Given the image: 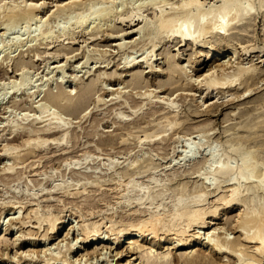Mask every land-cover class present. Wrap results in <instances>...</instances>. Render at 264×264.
Returning <instances> with one entry per match:
<instances>
[{"label": "rangeland", "instance_id": "rangeland-1", "mask_svg": "<svg viewBox=\"0 0 264 264\" xmlns=\"http://www.w3.org/2000/svg\"><path fill=\"white\" fill-rule=\"evenodd\" d=\"M60 1L61 0L0 1V15L2 16L6 14L2 16V18L0 17V76H3V78H0V83L12 84L11 82H15L16 84V82H19L20 80L18 75L21 71H24L25 77L27 76L25 85H23L21 89L17 91L18 93L12 90L5 97L1 96V93L3 94L4 86L0 85V107L5 108L4 111H2L4 114L0 115V137L2 136V139L5 136L8 137L10 134L9 128L14 125L16 126V124L17 126L19 124H21L22 126L28 125V120H31L33 114L38 116V122L40 120V122H42L50 119L51 117L49 116V113L52 114L53 112L55 114L57 112L56 117L62 118L61 123L66 124H61L64 127L55 129L53 128L52 131L55 130V135L50 138H60L59 136H62V133L66 131L64 137L66 139L67 134L70 133L69 131L72 132L68 135L66 140H63V138L61 137L62 141L60 140L59 143L55 142L51 146H48L47 144L45 145L47 146L46 148L45 146H43L45 149L41 148V151L39 152V154L41 153V158L34 159L33 164L26 163L23 166L19 165L18 167H22L21 169L23 170L18 169L16 171H20V173L17 174L15 170H12V172L9 174L10 177H5V180L1 179L3 175L0 177V250L2 251L0 252V255L2 253H8V256L2 255L3 257H0V264H10L15 250L17 252H28L30 250L29 252H31L32 249V251L38 252L47 248L53 249L56 247L57 243H59L60 247H62L60 250V255L66 254V256L64 257L67 259L69 256H67L68 252L66 251V249L70 247V241L74 240V242H72V245L74 246L75 244L79 243V239L82 237H77V240L75 238L79 234L77 229L79 228L81 221H85V223L89 225L93 223V221H100L102 217L104 219H101L103 220V222H108L112 218L116 219L117 214L124 212L126 201L117 200L113 192L114 187H117L120 182L124 183L125 181L126 183L127 181L132 180V187H137L140 184V189L148 188L152 191H156L157 189L162 194L164 193L162 201L164 198L163 202L167 205L172 200V198L175 199V197H184L185 199L186 197H188L187 195H189V197H193L195 194H198L201 191H205L208 194L207 206L212 208L217 206L216 200L220 196V194L213 193L211 189H205L204 186L202 187V181L200 180L201 178H199V175L200 173H205V171L201 169L203 165L201 163H198L201 159H198V161L196 160L199 166L197 163H195V165L197 164L195 166L194 162H190L188 165L187 162L184 163V161L178 160L180 157V152L181 150H183L181 146L185 145L183 140L187 139L188 137L191 138L192 141L203 145L202 148H199V151L202 154L209 153V151H214L216 154L221 155L227 152L231 147H233V151L230 152L229 155V157L231 158V163H235L240 158L251 153L254 160L258 161L259 163L262 162L264 164V17H262V14L259 13L257 15H254V18L247 21L246 32L242 38L237 39L238 41L235 38L233 39V41H235L234 43L237 42L234 46V50H236V56H234V60L240 58L233 63L235 64V62H240V65L243 67H245L246 65H248L246 67H249L250 65V67L254 70L252 78H247V80H245L244 86H237L235 87V89L231 88L232 92L228 90H225L224 92L218 90L213 91V93L209 95V97H214L211 99L212 106H210V108L208 109H205V105L202 107V102H199L201 101V98L197 97L204 96L206 92L202 94L200 93V91H197L195 89L196 83L194 84V86H192L189 78L187 79V77L192 76V78L194 77L193 79H195V77L203 72V69L201 71L198 70V61L200 60L202 63L203 59L205 58L204 55H206L207 53H211L212 50L207 51L198 48L194 49V47H191V49L190 46L187 45H182L180 47V45H176L175 42H168L165 44L166 41L164 40L166 39H163V36H158V38H150L148 35L146 36V34L148 33L145 32L148 31V29H145L143 33H140V35H138L136 31L138 30L140 24L134 27L138 22H135L134 26H132L133 28H131L129 25H127V23H122L120 21L121 17L123 18L127 16L129 13H131L132 10L134 11L137 7L145 5V7H143L141 10V14L144 16V19L149 20L148 22L151 23L153 19V11L152 9H150L148 3H152L156 0L150 2L148 0H88V2L90 1L89 3L87 1L85 3V0H74L77 1L78 4H75L76 6L74 5L72 9H65L66 11L62 10L63 8H60V11L62 13L59 15L60 11L56 9V4H61ZM80 1H83L84 4H82L83 2ZM147 1L148 5L146 4ZM168 1L170 2V0H167V2ZM41 2L44 3V6L41 8L40 14L43 15L44 13V15H46V18L44 19L43 17L44 20L38 24V31H34L36 20L35 17H31V19L33 18L31 21V19L29 18L30 16L27 17V14H22L21 16L23 17L24 15V18L19 17L18 19L14 20L16 21V23L14 21H11L13 19H7V14L11 7H16L17 9V7L19 8V4L22 10L25 8L26 4L29 5L28 3ZM80 3L82 4V6L80 5ZM90 3H92L93 5H91ZM11 4L13 6H10ZM14 4H16V6H14ZM87 4H89L88 6H90V8L87 6ZM85 8L86 10H88L89 8L90 10L86 11ZM96 8H100L101 10H95ZM53 10H55V12ZM98 10L100 11V13ZM82 11L84 14L81 13ZM92 11H97L99 14L97 13L95 16V13H93ZM79 15H81L85 21L87 19L89 20H87V22L83 23L80 26L74 25L73 23V27L71 23L74 22V19L76 21V18H79ZM3 17L7 18L3 19ZM70 17H73L72 21L69 20ZM84 17H86V19ZM28 18L29 20H27ZM9 21L10 23H8ZM17 21L23 22L18 23ZM7 23L8 25L13 23L16 26L14 25L12 26L13 28H11V25L8 26ZM68 23L69 25L71 24V28L69 27ZM6 25L8 26L7 29L11 30H8V33H3L6 30ZM64 26L65 30L62 32L61 27ZM47 32H50V35L48 38H45ZM41 35H43L44 37ZM119 43H123V46L119 47ZM154 43L158 45V47L154 49L155 57L153 58L158 59L156 61H153L152 65L156 66V68H154V71L158 72H149V68H147L144 63L134 64L132 67L125 69L123 65L125 58L130 57L129 60L135 58L136 61L141 60V57L143 59V56H146V54L151 50ZM223 43L227 42L223 41L222 44ZM238 43L241 46L238 45ZM249 46L252 49H257L258 51L256 50L251 54L248 53L245 56V50L251 49ZM199 50L203 53V56L201 57L196 53ZM257 57H259V59ZM188 61L189 63H187ZM170 64L178 69V72L175 75L180 77V80L178 81V83L176 82L175 86L177 85L178 87V85H181V92L180 90L177 91L176 89V91H174V89H172L174 85L170 86L165 84V82L168 80V71L171 67ZM186 64H188L191 68L188 69L187 76H183L181 67L185 66ZM134 78H138L140 80L139 83L135 86L131 84ZM90 86L91 92L87 90V88H89ZM250 86L254 88V90L251 89ZM254 86H256L257 89ZM133 87H137V89ZM247 88L249 89L247 90ZM92 89L94 90L92 91ZM177 89H179V87ZM145 91L151 93L150 101L152 102V104L148 103L149 101L146 100L144 96H142V99L140 100L143 103H140L141 105L138 104V107H140H137L138 109L136 108V110H134V112L136 111L135 113H129L131 111H128L127 113V109L124 110L122 109L123 106L119 105L126 100L127 101L125 102V105H134L135 102L139 100L135 98H138V96L142 95ZM234 91L237 93H235ZM83 92H85V94H83ZM241 92L244 94H241ZM45 93H51L55 95L57 97V100H55L54 102L50 101L47 97H45ZM59 94L62 96V98ZM119 94L120 97L114 100V98L119 96ZM230 94H232L233 96L231 95V97ZM68 95L70 98L67 97ZM175 95L178 97H175ZM125 96H127V98H125ZM81 97H83V100L81 99ZM162 97L169 98L175 106L173 108L171 107V109L170 107H167V109L165 108V106L163 107V105L162 107L161 105H158L160 106V111L153 114L154 108H159L154 104V101ZM67 98H69V100ZM65 99H67L69 103ZM100 99L103 100L100 101ZM131 99L134 100V104L131 102ZM56 102L57 105L61 106H57ZM9 103L10 105H8ZM50 103H52L51 107ZM64 103L66 104L65 106ZM47 104L51 111L46 106ZM39 105H43L41 109ZM44 106H46L48 110ZM69 106H71L70 109ZM43 107L46 108V110L43 109ZM59 107H62L64 109H59ZM73 108H75L76 110ZM117 115L119 117H116L115 119V116ZM27 117L29 118L26 120ZM171 119L174 123H176L175 126L168 125L169 120ZM114 123H116L117 125ZM52 125V127H55V120L53 121ZM62 129L66 130L63 131ZM148 135L160 136L158 139H162L158 140L157 143L161 144L163 139H165V144H161L159 146V150L156 152V146L150 147L149 145H147V143L145 144V142L142 141V139H144V136ZM193 135L197 137L194 139ZM162 136L165 138H163ZM2 139H0V150L3 149V143L1 142ZM166 140L169 141H167L166 143ZM194 147H196L195 149L193 148L195 150V153L199 155L197 146ZM49 151L52 153H50ZM84 153L86 154V157H84L85 159L83 160V157L81 156ZM0 156V169L7 167V165H12V161L8 160V158H6L4 154L1 153ZM222 158H224V156H222ZM68 161L72 162L69 163ZM74 161L76 163H74ZM25 165L28 166L25 167ZM32 165L34 166L32 167ZM190 165H192L190 168L193 167V170L188 169ZM185 167L189 170L188 173L183 172L186 169ZM34 170H37L40 175H35L36 177L32 175V172ZM174 170L177 171L176 173L178 174L175 175ZM37 171H35L36 174ZM31 176L33 177V179H31ZM34 177L37 179L35 180ZM152 178L155 182H150V179ZM58 185H60V187ZM139 187H137V189H139ZM60 188L62 192L59 193ZM63 190L66 191V194ZM46 191L55 192L52 194H58L56 196H59V198L56 199V201L54 198H49L52 201L45 198L43 199V197L48 198L46 195L43 196L42 194ZM74 191H80L83 193L73 198L71 196H65L69 194V192L72 193ZM136 192L138 193V191ZM111 193H113L112 195L114 196H112ZM77 197L81 198L78 199ZM245 197L249 199H246V204L245 206L242 205V209H240L241 206H234V208L232 209L222 211L220 219L212 220L213 218H208V222L209 220H211L213 225L208 224L207 231L212 232L214 231V229L222 228L218 231L224 233L225 231H227L226 233L229 239H237V237H239V233H237L236 231L233 232L232 227H235V223L237 220L236 216H238V214L236 213H238L239 210H243V208L252 205V203L250 202V204L249 201L253 197L255 204H259L263 201L261 199L262 196L258 193L254 194L253 192H250ZM64 198L69 199L64 200ZM111 198H113V201L111 200ZM43 200L45 202L47 200L46 205ZM69 200H73L72 204ZM76 200L77 202H74ZM11 201H22L23 204L22 202L20 203L22 207H26L30 204H35L37 207V211H40L38 213L43 214V216H47L49 214L51 216L55 215L56 217H60L57 223L62 221L63 218L67 217L66 222L62 226L61 230L53 236L54 238H50L48 241L44 242V238L42 237L44 231H42V228L40 230L34 229L35 232L34 230L29 229L31 230L30 232L27 231L28 229L21 230L19 228L16 230V227H18V225L13 229L9 227V218L20 217L21 212L23 211L21 210V212L18 214L17 210L15 211L14 215L10 214L13 213L14 210H9V208L5 206H7L6 204ZM67 201H69L70 203ZM56 202L60 203L55 204ZM77 203L83 206L80 207ZM117 203L119 205H117ZM51 204L54 205L52 206ZM43 206L45 207L43 208ZM84 208H87L88 210ZM90 209L92 210L90 211ZM41 210L43 211V213ZM98 210H100V212L101 210L103 211L99 213ZM104 210L107 213H105ZM92 211L93 213H91ZM95 211H97L98 213ZM83 213L86 216H82ZM71 226L73 227L74 231L70 230V233L66 236L67 231ZM36 231L39 232L37 233ZM216 231L217 230H215V232ZM22 232H25V235ZM202 232L203 231H200V233ZM29 233H35L36 236L30 237ZM22 235H24V237ZM106 236L104 240H106ZM31 238L34 239L31 241ZM111 238H114V236H111ZM61 240L64 242V244H62L63 242ZM104 242H106V246L109 247L113 241L107 240ZM192 246H194V244L190 245L187 248H179L178 250L172 252V254H174L169 256V263L181 264V261H179V263L176 260H172V256L175 255L177 258H181V256H184L183 258H185L193 257L194 255H201L199 254L200 251H198V249L201 251L206 250L207 252V249L204 247ZM249 247L250 245H244L242 246V249L249 252L251 250ZM155 250L158 254L164 253L166 251V247H164L163 245H156ZM47 254H49L48 251L45 257V255L41 254L40 252L38 254L40 258L39 261H41L43 257H50V255ZM106 256H108V254ZM138 257L139 255L134 256V258ZM208 257H213V259H209V264L227 263L225 262V259H223V255L210 256L208 254ZM126 259L127 258L123 259V261H126ZM109 260H112V258H110ZM53 262L54 260H51L49 264H52ZM105 262L106 260L102 259L98 262H95L94 260L91 263L104 264ZM114 263L115 261L110 262V264ZM14 264L20 263L15 262ZM54 264L57 263L54 262ZM182 264L184 263L182 262ZM206 264H208V262ZM262 264H264V261L262 262Z\"/></svg>", "mask_w": 264, "mask_h": 264}, {"label": "bare ground", "instance_id": "bare-ground-1", "mask_svg": "<svg viewBox=\"0 0 264 264\" xmlns=\"http://www.w3.org/2000/svg\"><path fill=\"white\" fill-rule=\"evenodd\" d=\"M77 1H74V0H63L62 1L61 0L60 1L61 4H56V9L59 11H60V8H63L62 10H65V9L68 10V8L72 9L75 4H78ZM86 1L88 2V0H85V3H86ZM148 1L150 2L153 0H148ZM148 1L146 2V4L148 3ZM75 2H77V3H75ZM80 2H83V1H80ZM28 4L29 5L26 4L27 6L25 5V8L23 6L24 9H22V10H21L19 4H18V6L20 9L18 7H17V9H16V7H11L8 11V14H7L8 18L3 17V19L4 18L10 19V20L13 19L11 21H14V20L18 19L19 17L24 18V15H23V17L21 16L22 14H27L26 16L27 17L30 16L29 17L30 19H31V17H35L36 20H35V30L34 31L35 32L38 31V28H39L38 24L46 18L45 17L46 15H44V13H43V15L40 14L41 8L44 6L43 5L44 3L41 2V3H28ZM82 4H84V2ZM82 4L80 3L81 6H82ZM90 4L93 5L92 3H90ZM148 4H149L150 9H152V11H153L152 12L153 19H152L151 23L148 22L149 20L144 19V16L141 14V10L143 7H145V5L139 6L134 11L132 10L131 13H129L128 15L126 14L127 16H125L123 18L121 17L120 21L122 23H127V25H129L131 28H133L132 26H134L135 22H138L134 26V27H136L138 24H140V26L138 27V30L136 31V33L138 35H140V33H143L145 29H148V31L145 32V33H148V34H146V36L148 35L150 38L151 37L152 38H158V36H163V39H166V40H164V41H166L165 44L168 42H171V43L175 42L176 45H180V47L182 45L183 46L187 45V46H190V48L194 47V49L198 48V49H203V50H207V51L212 50L211 53H209V54L207 53L206 55H204L205 58L203 59L202 63L200 60L198 61V65H199L198 70L201 71L203 69V72H201V74H199L197 77H195V79H193L194 77L192 78V76L187 77V79L189 78L192 86H194V84L196 83L195 89L197 91H200V93H202V94L204 92H206V94L204 96H201V97L198 96L197 97V98H201L200 99L201 101H199V102H202L201 103L202 107L205 105V109H208V108H210V106H212L211 99L214 97H212V96L209 97V95H211L213 93V91L218 90V91L224 92L225 90H228V91L232 92L231 88L235 89V87H237V86H242V85L244 86L245 80H247V78H252L254 70L250 67V65H249V67H246L248 65L243 67L240 65V62H238V63L235 62V64L233 63L234 61H237L238 59H240V58H238L237 60H234V56H236V50H234V46L237 42L234 43L235 41H233V39L235 38L237 40V39H240L244 36V34L246 32L247 21L254 18L255 17L254 15H257L260 13V14H262V17H264V0H170V2L169 1L167 2V0H156V1H154L152 3H148ZM88 5L89 4H87V6ZM10 6H13V5L11 4ZM14 6H16V4H14ZM88 7L90 8V6H88ZM89 8H88V10H90ZM97 9H100V8H96L95 10H97ZM55 10H53V11L55 12ZM85 10H86V8H85ZM88 10H86V11H88ZM256 12H258V13H256ZM3 13H4V11H3ZM57 13H56V15H57ZM61 13L62 12L60 11L59 15ZM81 13H83V11ZM93 13H95V16H96V14L98 12L95 11ZM99 13H100V11H99ZM4 15H6V14H4ZM4 15H2V16H4ZM2 16L0 15L1 18H2ZM80 16L81 15H79V18H76V21L74 19V22L71 23L72 26H73V23H74V25L80 26L83 23L87 22V20H89V19H87L85 21L83 19V17L82 16L80 17ZM43 17H44V19H43ZM29 18L27 20H29ZM72 18L70 17L69 20L72 21L73 20ZM84 18L86 19V17H84ZM88 18H89V16H88ZM32 19H31V21H32ZM21 20H23V19H21ZM117 20H119V19H117ZM6 21H8V20H6ZM71 21H69V22H71ZM14 22L16 23V21H14ZM19 22L21 23L23 21H19ZM1 23H3V22H1ZM8 23H10V21ZM8 23H7V25H8ZM12 24H10L11 28H13L12 26L15 25V24H13V25ZM10 25H8V26H10ZM68 25H69V23H68ZM70 25H69V27H70ZM8 26L6 27V30L3 33H6L8 30L9 31L11 30V29H7ZM65 26L61 27L62 32L65 30ZM133 32H134V30H133ZM263 32H264V27H263ZM43 35H41V36H43ZM49 35H50V32H47L46 36L45 35L44 36H45V38H48ZM56 37H58V36H56ZM73 39H74V37H73ZM56 40H57V38H56ZM223 41L227 42V43L222 44ZM151 42H153V41H151ZM129 43H131V42H129ZM14 45H15V43H14ZM238 45H240V44L238 43ZM118 46L119 47L123 46V43H119ZM133 46H135V45H133ZM48 47H50V46H48ZM156 47H158V45H156L154 43L152 45L151 50L146 54V56H143V59L141 57V60H139V61H136L135 58H133L132 60H129L130 57L125 58L124 64H123L125 69L132 67L134 64L144 63L146 65V67L149 68V72H158V71H154L155 70L154 68H156V66L152 65V62L156 61L158 59V58L157 59L153 58V57H155V54H154L155 50L154 49ZM244 48H246V47H244ZM248 50L247 49L245 50V52H244L245 56L248 53L249 54L254 53V51H256L257 49L255 50V48H253V49L251 48ZM196 53L200 57L203 56V53L200 52V50ZM192 54H193V52H192ZM244 55H243V57H244ZM257 58L259 59V57H257ZM169 63H171V62H169ZM187 63H189V61ZM243 63H246V62H243ZM249 63H250V60H249ZM170 66L171 67L168 71V80L165 82V84L170 85V86L174 85V87L172 89H174V91H176V90L178 91L181 89L180 88L181 85H178L179 89H177L178 88L177 85L175 86L176 82L178 83V81L180 80V77L175 75L178 72V69L176 67H173L171 64H170ZM190 68L191 67H189L188 64L181 67L183 76H185V75L187 76L188 69H190ZM181 70H180V72H181ZM18 76H19L20 80H19V82H16V84H15V82H11L12 84L8 83L9 84V86H8V84L0 83V85L4 86L3 94L1 93V96L5 97L12 90L17 92L21 89V87L23 85H25L27 76L25 77L24 71H21ZM1 77L3 78V76H0V78ZM258 78H260V77H258ZM139 81L140 80L138 78H134V80L131 82V84L133 86H135L136 84L139 83ZM254 87H256V86H254ZM133 88H135V87H133ZM90 89H91V86L89 88H87V90L89 92H91ZM135 89H137V87ZM248 89L249 88H247V90ZM251 89L254 90V88H252V87H251ZM256 89H257V87H256ZM93 90L94 89H92V91ZM247 90H246V92H247ZM149 92H150V90H149ZM149 92L145 91V92H143L142 95H140L141 97L138 96V98H135L137 100L139 99L138 100L139 102L137 100H135V101H137V102H135V104H134V100L131 99L132 100L131 102L134 104V105L131 104L132 106L129 104L125 105V102L127 100L125 102H122L119 105L123 106L122 109H124V110L127 109L126 110L127 113H128V111H131L129 113H132V112H134V110H136V108L138 107V104L143 103L140 100V99H142V96H144V98L149 101V102L147 101L148 103L152 104V102L150 101L151 100L150 99L151 93H149ZM180 92H181V90H180ZM231 92H229V93H231ZM28 93H30V92H28ZM235 93H237V92H235ZM83 94H85V92H83ZM241 94H244V93L241 92ZM45 95H46L45 97H47L52 102L57 100V97L51 93H45ZM182 95H183V93H182ZM216 95H217V93H216ZM231 95L232 94H230V96ZM115 96H117V95H115ZM127 96H129V95H127ZM127 96H125V98H127ZM130 96H131V94H130ZM192 96H194V95H192ZM67 97H69V95ZM83 97H81V99ZM85 97H86V95H85ZM118 97H120V94H119V96L114 98V100L117 99ZM175 97H178V96L175 95ZM61 98H62V96H61ZM69 98H67V99L69 100ZM98 98H100V97H98ZM166 98L167 97H165V98L162 97L160 99L155 98L157 100L154 101V104L157 105V107H159V108L158 109L154 108L153 114L160 111V106H158V105H161V107L163 105V107L165 106V108L170 107V109H171V107L173 108L175 106L173 104V102L170 101L169 98H167V99ZM67 99H65V100L68 101ZM49 100H47V101H49ZM102 100L100 99V101H102ZM123 100H124V98H123ZM60 101H61V99H60ZM143 101H144V99H143ZM68 103H69V101H68ZM128 103H129V101H128ZM51 104L52 103H50V107H51ZM8 105H10V103ZM44 105H45V103H44ZM56 105H57V102H56ZM65 105L66 104L64 103V106ZM103 105H105V104H103ZM119 105H118V107H119ZM42 106H40V109ZM46 106L48 107V104ZM46 106H44V107H46ZM57 106H61V105H57ZM44 107H43V109L46 110L47 107L46 108H44ZM52 107H54V106H52ZM70 107L71 106H69V109H70ZM76 107H77V105H76ZM48 108H47V110H48ZM61 108L59 107V109H61ZM4 109L5 108L0 107V115L4 114L2 112V111H4ZM62 109H64V108H62ZM73 109H75V108H73ZM50 111H51V109H50ZM38 114H39V112H38ZM123 114H125V113H123ZM56 115H57V112H56V114L54 112L52 114L49 113V116L51 118L48 120L42 121V122H40L41 121L40 120L39 121L40 123H39L38 122V120H39L38 116L33 114V117L31 118V120H28L29 121L28 125L22 126L21 124H19L17 126V124H16V126L14 125L11 128H9L10 134L8 137L5 135H4L5 137L3 139L1 138L2 136L0 137V139H2L1 142L3 143V149L0 150L1 151L0 154L1 153L4 154L6 156V158H8V160L12 161V165L10 164L9 166L7 165V167L0 169L1 170L0 177L3 175L1 179L5 180L4 179L5 177H10L9 174L12 172V170H15V171L18 169L20 170L22 167L21 168L18 167L19 165L23 166L26 163L33 164L34 159L41 158L40 157L41 153L39 154V152L41 151L40 150L41 148H44L43 146H45L47 144H48V146L49 145L51 146L55 142L59 143L60 140L62 141V138H63V140L65 139L64 137H65L66 131L63 132L64 134L62 133V136L59 134L60 138H58V137L57 138H50V137L55 135L54 134L55 130L52 131L53 128L55 129V128H59V127H64L61 124H66V123H61L62 118L56 117ZM47 117H48V115H47ZM116 117H119V116L118 115L115 116V119H116ZM28 118L29 117H27L26 120ZM54 120H55L56 125H55V127H52ZM24 122H26V121H24ZM167 123H168V121H167ZM114 124H116V123H114ZM168 125L169 126H175L176 123H174L173 120L171 119V120H169ZM64 130H66V129H64ZM69 132H70L69 134L72 133L71 131H69ZM69 134H67V137ZM67 137H66V139H67ZM159 137L160 136H155V135L149 136L148 135V136H144V139H142V141L145 142V144L147 143V145H149L150 147L156 146L155 151L157 152L160 148L159 146L161 144H165V141H164L165 139H163V141L161 140L162 141L161 144L157 143L158 140L162 139V138L158 139ZM196 137L194 136L193 138L195 139ZM163 138H165V137H163ZM142 141H141V143H142ZM167 141H169V140H166V143H167ZM183 142L185 145L181 146L183 148V150L180 149L181 152H180V157L178 160L184 161V163L187 162L188 165L190 162H192V163L194 162V165H195V163H197L198 159H201V160H199L198 163H201L203 165L201 169H203L205 171V173H202V174L199 172L200 173L199 178H201L200 180L202 181V187L204 186L205 189H211L213 191V193L220 194V196L216 200L217 206H215L213 208L207 206L208 205V202H207L208 194L205 191L204 192L201 191L200 193L195 194L193 197L190 196L191 198L189 197V195H187L189 198L186 197L185 199L182 196H181L182 198H180V197H178V198L175 197V199L172 198V200L167 205L166 203L163 202L164 198L162 201V197H163L164 193L162 194L159 190L156 189V191H152L151 189L147 188L148 185L146 187L147 189H140V187H139L140 184L138 186L135 185V186L139 187V189H137V187H132L133 186V185H131V183L133 182L132 180H129L126 183H125V181H124V183L119 181L120 184H118L119 183L118 182L117 187L113 186L114 191L112 189L111 190L114 192L117 200L126 201L125 204L127 206L125 205L124 212L123 213L118 212L119 214H117L116 219L112 218L113 219L112 220V219L108 218V219H110L109 221L107 220L108 222H103L104 219L102 217H101V219H103V220L100 219V221H95V222L93 221V223H91L89 225H87L85 223V221H81L80 222L81 224L79 225V228L77 229L79 234L77 233L78 235L75 238L77 240L78 239L77 237H79V236H82V237L79 239V243L75 244L74 246L72 245V242H74V240L70 241L71 245H70V247H68L66 249V251L68 252L67 256H69L67 259L64 257V256H66V254L60 255L61 254L60 250L62 247H60V244L57 243L56 247L53 249L47 248L45 250L38 251V252L32 251V249H31V252H29L30 250L28 252L27 251H21V252L18 251L17 252L15 250L14 254L12 256V259L10 261V264H14L15 262H18L20 264H24V263L25 264L26 263L27 264H30V263L31 264H49V262L51 260H54V262H56L57 264H92L91 263L92 261L95 260V262H98L102 259L106 260V262L104 264H110L111 261H115L114 264H170L169 263L170 262L169 256L174 254V253L172 254V252L178 250L179 248H187L192 244H194V246H192V247L201 246V247L206 248L207 252L205 249H204L205 251H203V250L201 251L197 248L198 251H200L199 254H201V255H194L193 257H185V258H183L184 256H181V258H177L175 255V256H172L173 257L172 260L173 261L176 260L178 262L181 261V264H182V262L184 264H206L208 262V264H209L210 263L209 259L210 258L213 259V257H208V254H209L210 256L223 255L224 256L223 259H225V262H227L225 264H231V262H232V264H262V262L264 261V164L262 162L259 163L258 161L254 160L251 153L240 158L235 163H231L230 162L231 158L229 157V155H230V152L233 151V147H231L227 152H225L221 155L216 154L214 151H209V153L202 154V153H200L199 148H202L203 145L192 141V139L189 137L187 139H184ZM125 144H126V142H125ZM194 146H197V150H198L199 155H197L195 153L194 149L196 147H194ZM46 147L47 146H45V148ZM68 148H70V147H68ZM148 149H146V150H148ZM84 151H86V150H84ZM112 151H113V149H112ZM151 151H152V149H151ZM50 153H52V152H50ZM149 155H150V153H149ZM222 156H224V158H222ZM81 157H83V160H84L85 159L84 157H86V154L84 153ZM75 161H74V163H76ZM77 161H79V160H77ZM71 162H69V163H71ZM206 165H207V168H206ZM27 166L28 165H25V167H27ZM33 166L34 165H32V167ZM191 166L192 165H190L188 169L193 170L192 169L193 167L190 168ZM198 166H199V164H198ZM204 166H205V169H204ZM30 168H29V170H30ZM186 169L183 172L188 173L189 170L188 169L186 170ZM21 170H23V169H21ZM15 171H14V174H15ZM35 171H37V170H34L32 172L33 174L32 173L31 174L34 176L40 175L38 173V171H37V174ZM176 172L177 171L174 170L175 175L178 174ZM194 172H197V171H194ZM16 173L18 174V173H20V171H16ZM28 174H29V172H28ZM31 179H33L32 176H31ZM36 179L37 178H35V180ZM153 180H154L153 178L150 179V182H155ZM31 181H33V180H31ZM148 181H149V179H148ZM58 186L60 187V185H58ZM55 187H57V186H55ZM45 188H46V186H45ZM154 188H156V187H154ZM57 190H58V188H57ZM59 190H60L59 193L62 192L61 188ZM84 190H86V189H84ZM80 191L79 192L74 191L72 193L69 192V194H67L65 196H71L73 198V197H76L79 194L83 193ZM112 191H110V192H112ZM136 191H138V193ZM56 192H58V191H56ZM65 192L66 191H64V193ZM250 192H253L254 194H256V193L260 194L262 196L261 199L263 201L260 202L259 204H255L254 197H253L249 201V203L251 202L252 205H249L248 207H245V208H243V210H239V212L236 213V214H238V216H236L237 220L235 223V227L234 226H232V227H233V232L236 231L237 233H239V237H237V239H234V238L229 239L227 237V233H226L227 231H225V233L219 232L218 230H221L222 228L214 229V231H212V232L207 231L208 230V224L213 225L211 220H209V222H208V218H211V219L213 218L212 220L220 219L222 211H225L227 209H232V208H234V206H241L240 209H242V205L245 206V204H246V199H249V198H246L245 196H247V194ZM52 193H55V192H50V191L43 192L42 193L43 196L46 195L48 197V198L43 197V199L45 198L47 200H51L49 198H54L56 201V199H58L59 196H56L58 194H52ZM67 193H68V191H67ZM112 194L113 193H111V195ZM112 196H114V195H112ZM173 196H174V194H173ZM34 198H35V196H34ZM60 198H62V197H60ZM80 198H78V199H80ZM100 198H102V197H100ZM113 198H111L112 201H113ZM67 199H69V198H67ZM67 199L64 198V200H67ZM47 200H46V202H47ZM69 201L72 204L73 200H69ZM69 201H67V202H69ZM21 202H12L11 201V202H8V204H6L7 206H5V207L9 208V210L10 209L14 210L13 213H10L13 215L15 214V211L18 210L17 213L19 214L21 212V210H23L21 212L20 217L9 218L8 224H9V227L11 229L15 228L17 225H18V227H16V230L19 228L21 230L22 229H25V230L28 229L27 231H30V232H31V230H34V229L40 230L42 228V231H44V234L42 235V237L44 238L43 239L44 242H46L50 238H54L53 236L61 230L62 226L66 222L67 217L63 218L62 221L57 223V221L60 219V217H56L55 215L51 216L49 214L47 216H45V215L43 216V214L38 213L40 211H37V207L35 204H30L26 207H22L20 205ZM46 202H45V205H46ZM74 202H77V200ZM48 203H49V201H48ZM51 203H53V202H51ZM58 203H60V202H56L55 204H58ZM78 203H80V202H78ZM101 203H104V202H101ZM22 204H23V202H22ZM41 204H43V203H41ZM75 205H76V203H75ZM106 205H108V204H106ZM117 205H119V204L117 203ZM49 206H50V204H49ZM79 206L81 207L83 205H79ZM86 206H88V205H86ZM44 207L45 206H43V208ZM84 209H87V208H84ZM237 209H238V207H237ZM91 210L92 209H90V211ZM75 211H76V209H75ZM98 211H99V213H101L103 210H101V212H100V210H98ZM95 212H97V211H95ZM42 213H43V211H42ZM91 213H93V211ZM105 213H107V212L105 211ZM85 214H86V212H85ZM85 214L83 213L82 216H84ZM7 215H9V214H7ZM110 215H113V214H110ZM106 217H107V215H106ZM108 217H110V216H108ZM80 219H81V217H80ZM77 224H79V223H77ZM29 229H31V230H29ZM3 230H5V229H3ZM70 230L74 231L72 226L69 227L66 236L70 233ZM215 230H217V231L215 232ZM200 231H203V232L200 233ZM34 232H35V230H34ZM19 233H21V232H19ZM22 233L24 234L25 232H22ZM24 235H22V236L24 237ZM29 235H30V237L36 236L35 233H29ZM105 236H106V240H104ZM111 236H114V238H111ZM33 239L34 238H31L30 240L32 241ZM107 240L113 241L109 247L106 246L107 243L104 242ZM5 244H7V243H5ZM62 244H64V242ZM156 245H163L164 247H166V251L164 253H159V254L156 253V250H155ZM244 245H250L249 248L251 250L249 252H247V250L245 251L244 249H242V246H244ZM208 250H209V252H208ZM47 251L49 252V254H47V255H50V257L48 256L49 258L48 257L45 258ZM98 251H100V252H98ZM0 252H2V251L0 250ZM40 252H41V254L45 255V257H43L44 259L42 258L41 261H39L40 258L38 255ZM204 252L207 254H205ZM107 254H108V256H106ZM196 254H197V251H196ZM2 255L8 256V253H6V254L2 253L0 255L1 258L3 257ZM135 255H139V257L134 258ZM187 255H190V254H187ZM102 256H105V257H102ZM5 258H8V257H5ZM15 258H16V260H15ZM110 258H112V260H109ZM125 258H127L126 261H123V259H125ZM220 259H222V258H220ZM54 262L52 264H54ZM173 263H175V262H173Z\"/></svg>", "mask_w": 264, "mask_h": 264}]
</instances>
